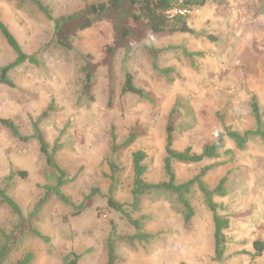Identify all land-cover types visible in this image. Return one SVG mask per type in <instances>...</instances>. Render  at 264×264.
<instances>
[{
  "label": "rangeland",
  "instance_id": "1",
  "mask_svg": "<svg viewBox=\"0 0 264 264\" xmlns=\"http://www.w3.org/2000/svg\"><path fill=\"white\" fill-rule=\"evenodd\" d=\"M42 1L54 19L72 18L57 34L54 22L35 5L0 0V19L23 51L39 62L9 73L14 88L0 85V187L23 214L21 219L0 204V251L9 245L3 263L15 264L31 254L30 264H63L73 252L81 256L79 264H107L114 223L119 237L116 264H264V252L256 256L254 248L256 241L264 243L261 138H251L240 151L227 137L217 159L172 164L177 185L213 165L202 178L206 187L214 191L227 179L226 195L213 197L220 207L218 215L230 221L222 263L214 260V213L198 184L185 196L195 213L190 223L184 222V206L171 193L144 196L138 212L132 206L134 153L147 154V183L169 181L164 162L171 116L173 149L178 152L190 148L200 154L226 129L240 134L255 131L253 97L264 131V0H209L189 13L190 27L199 35L153 33L134 19L138 9L130 0L105 13H95L91 6L109 0ZM179 13L186 12L176 9L171 14ZM86 23L92 27L81 30ZM15 60V52L0 34V67ZM167 69L174 72L163 75ZM86 74L92 79L84 94ZM127 74L148 100L123 94ZM50 106L54 111L39 127L51 149L59 141L55 160L72 180L60 191L70 204L49 192L58 173L48 166L38 141L22 143L1 124L11 120L22 135L31 137L33 122ZM113 131L117 146L131 133L138 138L113 155ZM112 162L118 167L114 197L142 223L145 233L155 237L149 243L128 241L136 229L124 214L108 207ZM16 172L28 176L8 181ZM84 201L85 213L68 220L73 206Z\"/></svg>",
  "mask_w": 264,
  "mask_h": 264
},
{
  "label": "trees",
  "instance_id": "2",
  "mask_svg": "<svg viewBox=\"0 0 264 264\" xmlns=\"http://www.w3.org/2000/svg\"><path fill=\"white\" fill-rule=\"evenodd\" d=\"M22 3H31L35 5L42 13H44L50 21L54 22L55 25V34H57L62 27L63 23H67L71 21L72 18L66 19H54L51 15L49 8H47L42 0H19ZM123 0H109L107 3L92 5L91 9L95 13H105L108 8H113L118 10L121 6ZM209 0H130L131 4L137 7L138 12L135 16L136 21H142L148 25L151 31L155 34H190V35H199L195 32L189 24V13L195 11L196 8L204 7ZM176 9L186 12L179 13L177 15L171 14ZM91 23H86L81 27V30L90 29ZM0 34L5 39L7 44L12 48V50L16 54V60L4 67H0V85L8 86L10 88H14L15 85L10 78V72L13 69L21 67L26 63L38 64V60L34 56H29L26 54L19 42L15 38V36L11 33L6 24L0 19ZM54 41V40H53ZM55 43V42H54ZM53 43V44H54ZM51 44V45H53ZM57 45L65 46L62 42H57ZM188 57L200 56L201 54H187ZM86 73L85 70H82ZM174 72L173 70L167 69L165 71H161L163 75H168L169 73ZM91 75L86 74V83L84 86V94L89 89V85L91 83ZM124 95H133L143 99L148 100V95L144 93L143 90L138 89L134 84V79L131 74L126 75V82L123 88ZM253 113L258 123V128L255 131H249L244 134H240L237 132H233L229 129H226V133H222L218 136L217 140L212 145H206L200 154H193L191 149L188 148L183 152H178L173 149V136L171 130V119H169L168 128H167V144H166V153L167 157L165 159V171L169 178L168 182L161 184H149L144 180V176L147 171V167L144 165L145 160L147 159V154L145 152L139 151L133 154V166H134V182L132 189L133 196V210L134 212H138L142 203V199L144 196L153 193V192H166L171 193L177 196L180 204L184 206V222L190 223L195 215L192 206L186 201L185 196L190 192L191 187L194 184H198L200 190L202 191L205 201L210 208V210L214 213V242H215V256L214 260L218 263H222L226 254L228 238L225 232L229 229L230 221L227 217L218 215V210L220 207L213 202L214 196H225V185L227 179L224 178L220 185L214 190H209L206 185L203 183L202 178L207 175L209 171L214 169L216 166H210L203 169L200 175H198L194 180L182 184L177 185L175 183V174L172 170L173 163H193L198 164L202 163L206 160L217 159L220 157V151L224 149V143L226 138L228 137L236 144L238 150L243 151L246 148V145L251 140V138H261L264 141V131L262 129V114L260 112V108L258 105V101L256 97H253ZM54 108L50 106L46 112L42 114L40 119L36 122H33V135L31 137L24 136L20 132V128L11 120H2L1 124L3 127L8 129L14 138L18 139L22 143H27L31 139H36L40 145V151L45 156L47 160V164L51 169H54L58 176L56 177V186L54 188H48L49 192H52L60 201L65 204H70L69 199L60 191V189L72 182V180H67V174L64 170H62L56 163L55 156L59 149V141H57L55 147L53 149L50 148V145L47 143L40 127L39 122L45 118L49 117L50 112H53ZM113 138V155L117 154L121 148H127L132 145L138 138L136 133H131L126 142L117 146V138L112 133ZM110 167L113 172L112 176V185L109 190L108 195V207L115 211H118L126 216L128 221L133 225L136 229L137 234L134 237L128 238V241H138L139 243H149L152 239H155L154 236L145 233L144 227L140 221L133 220L129 214H127L125 210V206L120 204L114 197L115 192V177L118 172V167L114 162L110 163ZM16 176L21 177L22 179H26L28 174L26 172H16L12 173L8 181H12ZM92 195L86 197V201L89 200ZM0 204L9 206L13 212L18 215L21 219H23L22 211L19 205L8 196L7 190L0 187ZM45 202V199L38 204L32 217H35L38 213L41 205ZM86 202L84 201L79 206H73V213L67 217L68 220L77 218L83 215L86 211ZM38 234V233H37ZM40 236V234H38ZM118 230L114 223H112L111 231L108 238V263L107 264H116L118 261L117 253H116V243L118 241ZM49 241L48 239H45ZM254 248L256 250V256H262L264 252V243L260 240L254 243ZM9 252V245L4 246L0 251V264H4L3 261ZM33 259L31 254H28L24 257L23 260L19 261L15 264H30ZM81 259L80 255L76 253H70L64 260L63 264H79Z\"/></svg>",
  "mask_w": 264,
  "mask_h": 264
}]
</instances>
